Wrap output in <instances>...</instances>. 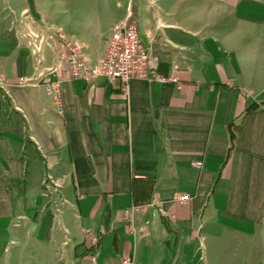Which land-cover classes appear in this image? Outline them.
<instances>
[{"label": "crops", "instance_id": "obj_1", "mask_svg": "<svg viewBox=\"0 0 264 264\" xmlns=\"http://www.w3.org/2000/svg\"><path fill=\"white\" fill-rule=\"evenodd\" d=\"M125 2L0 0V264H188L224 231H264V105L244 114L264 103V4L133 0L180 86L75 79L57 114L23 34L65 31L96 67ZM54 61L45 49L42 68Z\"/></svg>", "mask_w": 264, "mask_h": 264}, {"label": "built area", "instance_id": "obj_2", "mask_svg": "<svg viewBox=\"0 0 264 264\" xmlns=\"http://www.w3.org/2000/svg\"><path fill=\"white\" fill-rule=\"evenodd\" d=\"M23 35L29 39L27 45L29 54L34 59L36 76L41 78L40 83L59 115L64 111L62 85L75 79L88 83L102 78L110 83H118L122 90L127 89L131 79L170 81L180 86L176 76H163L158 72V60L151 55L150 47L141 41L137 24L131 19L126 18L111 27L105 52L96 67L90 65L81 42L65 31L46 26L35 30L28 29ZM45 49L53 51L55 61L52 66L42 68ZM18 83L29 84L24 77H20ZM191 164L201 167L202 161L194 160ZM186 198L187 194L179 197L180 200ZM137 209L139 205H132L128 210ZM96 241L97 235L91 233L90 246H94ZM122 261L127 264L130 258L125 257Z\"/></svg>", "mask_w": 264, "mask_h": 264}, {"label": "rangeland", "instance_id": "obj_3", "mask_svg": "<svg viewBox=\"0 0 264 264\" xmlns=\"http://www.w3.org/2000/svg\"><path fill=\"white\" fill-rule=\"evenodd\" d=\"M258 1L264 4V0ZM124 12V19H133V0H126ZM250 24L253 25L251 22ZM236 28L235 32H245L242 35L250 32L243 31L241 26ZM255 28L257 32L264 30L263 26L255 25ZM187 262L188 264H264V231L256 229L249 234L224 231L217 243L210 240L205 249H197L195 252L193 249Z\"/></svg>", "mask_w": 264, "mask_h": 264}, {"label": "trees", "instance_id": "obj_4", "mask_svg": "<svg viewBox=\"0 0 264 264\" xmlns=\"http://www.w3.org/2000/svg\"><path fill=\"white\" fill-rule=\"evenodd\" d=\"M261 105H264V103H262V102H253V103L249 104V105L245 108V110H244V114H245V113H248V112H250V111H252V110H254L255 108H257V107H259V106H261ZM233 140H234V134H233L232 131H230V143H229V147H228L227 155H229V153L231 152V149H232V147H233Z\"/></svg>", "mask_w": 264, "mask_h": 264}]
</instances>
